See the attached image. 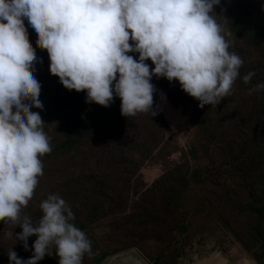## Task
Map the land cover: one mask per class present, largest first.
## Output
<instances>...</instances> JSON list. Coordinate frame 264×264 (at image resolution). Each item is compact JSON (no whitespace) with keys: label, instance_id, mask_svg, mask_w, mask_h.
I'll return each mask as SVG.
<instances>
[{"label":"clouds","instance_id":"1","mask_svg":"<svg viewBox=\"0 0 264 264\" xmlns=\"http://www.w3.org/2000/svg\"><path fill=\"white\" fill-rule=\"evenodd\" d=\"M220 0H0V221L22 231L7 236L32 256L11 249L9 264H38L55 246L58 264H82L91 241L59 195L40 203L34 224L21 215L43 175L39 157L51 152L39 112L41 83L35 49L47 50L49 71L69 91L86 90V103L109 107L121 99L124 117L153 111V77L178 81L199 101L216 106L230 94L243 60L230 52L231 33L212 15ZM132 41L130 43L129 41ZM128 53H138V59ZM151 60L154 68L146 63ZM255 72L243 77L249 83ZM264 90V83L248 90ZM167 96V95H166ZM36 236L29 248L28 239Z\"/></svg>","mask_w":264,"mask_h":264},{"label":"trees","instance_id":"2","mask_svg":"<svg viewBox=\"0 0 264 264\" xmlns=\"http://www.w3.org/2000/svg\"><path fill=\"white\" fill-rule=\"evenodd\" d=\"M214 12L212 15L217 23L232 34L229 39L234 43L229 51L243 60L230 94L220 104L200 108L199 101L185 93L178 81L169 82L163 77H153L151 83L156 88L153 94V111L156 115L138 113L124 117L121 115V99L118 96L109 111L120 119L117 132L121 125L133 124L141 116H148L159 128L163 115L159 111L158 98L160 95H167L196 129L195 139L187 150L192 159L200 160L198 154L201 148L205 154L204 160L210 159V145L215 139H219L213 163H205L201 167L191 165L188 160L172 161V166L165 173L140 190L137 198L131 199L132 209L128 213L125 211L128 198L119 195L114 199L113 195L119 194L127 179V184L134 182L133 168L136 167V162L130 158L132 162L112 163L109 161L114 156L104 157L108 162L101 161L96 165L101 169L100 174L85 169L89 158L77 162L82 168L75 170L76 179L86 183L76 196L68 198L61 192L59 195L74 213L75 226L84 231L91 241V255L86 253L82 264H103L131 244L136 246L151 241L165 246L173 240L177 243L173 263L177 264L178 258L182 256L193 260L191 255L186 254V249L197 246L198 237H201L200 243L214 244L215 250H210V253L217 250L225 253L218 231L210 229L218 227L225 231L227 243L239 244L257 264H264V90L251 95L248 93L250 88L264 83V58L261 57L264 56V0H220V4L214 6ZM27 32L38 58L34 75L41 83L39 99L44 106L43 110L32 108L31 111L39 112L45 122L43 130L50 137L52 149L50 153L39 157L43 175L38 177L32 199L21 212L22 216L26 215L34 224H38L43 215L40 203L49 195H55L52 192L39 197L52 161L62 162L59 158L71 155L73 158L81 157L84 153L79 148L84 134L79 133L78 126L84 124L87 135L95 138L101 120H105L103 117L106 107L86 103L85 91H69L60 83L59 77L50 73L49 67L43 68L45 60H50L47 50L36 46L37 35L34 28ZM129 42L132 43L131 40ZM43 52L46 54L42 55ZM128 55L136 59L139 57L138 53ZM146 63L150 65V69L154 68L151 60ZM253 71L255 75L251 81L244 83L243 77ZM50 86L53 88L50 89ZM87 108L97 115L89 119L83 118ZM72 119L74 120L69 126L64 125ZM113 127L114 124L108 125L111 136H116L117 132H112ZM169 144V134L165 133L157 138L151 151L159 148L166 150ZM141 147L148 149L146 145ZM50 170L62 171L63 168L53 166ZM130 173L131 178H128ZM79 187L80 184L68 189L69 193L76 192ZM194 188L199 189L194 194L199 206L197 210L187 205V197L194 192ZM35 201L38 204L37 211H29ZM198 217L202 219L200 228L195 227L194 223V219ZM108 219L111 220L113 229L104 226L98 233V226ZM129 224L135 226L130 227ZM21 231L19 226L0 221V261H7L9 264L7 254L11 249L18 256L25 255L27 259L32 256L31 250H24L22 242H16L14 236H7L8 232L16 234ZM116 231H122L125 236L121 237ZM36 238L29 237L30 249ZM49 252L50 256H45L38 264H58L55 246ZM148 260L152 262L149 258ZM153 264H159V261L155 260Z\"/></svg>","mask_w":264,"mask_h":264},{"label":"rangeland","instance_id":"3","mask_svg":"<svg viewBox=\"0 0 264 264\" xmlns=\"http://www.w3.org/2000/svg\"><path fill=\"white\" fill-rule=\"evenodd\" d=\"M25 26L28 29L32 28L28 20L24 19ZM43 52L42 55H45ZM264 58V56H261ZM50 65V60H45L43 68H48ZM53 86H50V89ZM86 92V90H85ZM116 96H114V101L109 107H106V112L104 114L103 122L101 120L100 127L95 134V138L86 133V127L84 124L78 126L79 133L84 134L82 139V144L79 151L82 152V156L79 158L61 157L59 158L62 162L52 161L51 167L58 166L63 168L62 171H51L50 168L46 174V181L41 187L39 197L45 196L46 194L54 192L55 195H59V192L65 194L68 198L76 196L80 191L84 183L83 180L76 179V169L82 168V166L76 164L82 161L84 158H89L86 163L85 169L87 171H92L95 174H100L101 169L96 167L98 163L104 161L108 162L107 158L112 157L109 162H136V167L133 168L134 172V182L132 184L124 183V188L119 192V194H114L113 198L116 199L119 195L128 198V203L125 211L131 213L132 203L131 199H135L139 196L140 190L151 185L159 176L166 172L172 165V161L188 160L191 165H203L205 163H213L214 156L217 154L215 151V146H217L220 141L215 139L210 145L211 148V158L204 160L203 148L200 149L198 157L200 160L192 159V157L187 153V150L191 144V141L195 139L196 129L193 127L190 121L182 114V111L178 106L174 105L170 98L166 95H160L158 98L159 111L163 115L160 121L159 128L149 119L148 116H141L136 119L133 124L127 126L121 125L120 131L117 132V127L120 119L116 114L110 113L112 109ZM109 112V113H108ZM97 114L92 113L88 108L83 118H93ZM101 115V114H100ZM72 120H68L64 123L65 126H69ZM109 124H114L112 132H117L116 136L110 134L111 130L108 128ZM165 133L169 134V148L166 150H161L160 148L151 151L153 145L155 144L157 138ZM146 145L148 149H144L141 146ZM198 145V142L197 144ZM130 161V162H132ZM131 165V163H128ZM131 172V171H130ZM131 178V173L128 175ZM80 184L78 190L72 194L69 190L72 187ZM69 189V190H68ZM112 193V190L109 191ZM199 189L194 188V192H191L187 197V205L191 209L197 210L199 206L194 197L195 193H198ZM60 196V195H59ZM76 203V201H72ZM38 209L37 201H35L29 211L36 212ZM202 219L200 217L194 219L195 227L200 228L202 226ZM207 225V224H206ZM109 226L113 229L111 220H104L98 226L96 231L100 233L103 227ZM130 227L135 226L134 224H129ZM107 229V228H106ZM109 229V228H108ZM218 231V237L224 243V248L226 252L223 253L221 250H217L214 253H210V250H215V246L211 242L200 243L201 237H198V245L191 246L186 249V254L191 255L192 258L180 257L177 260V264H200L208 259L212 258L211 263L216 260H220L221 264H257L256 261L248 255L239 244H229L227 243V238L225 231L218 228H210ZM121 237L125 236L122 231H116ZM216 240H212L215 242ZM104 244V243H102ZM125 249L112 257H129L131 262L137 264H153L155 260L159 261V264H174L173 261L176 257V246L177 243L173 240L167 245H159L154 242H144L142 245H136ZM124 248V247H118ZM165 255L164 258H156V256ZM23 259H27L25 255L19 256ZM152 260L150 262L148 260ZM0 264H8L7 261H0Z\"/></svg>","mask_w":264,"mask_h":264},{"label":"crops","instance_id":"4","mask_svg":"<svg viewBox=\"0 0 264 264\" xmlns=\"http://www.w3.org/2000/svg\"><path fill=\"white\" fill-rule=\"evenodd\" d=\"M208 264H212L211 260L208 259ZM103 264H137L131 262L129 257H110ZM140 264V263H139ZM213 264H221L220 260H216Z\"/></svg>","mask_w":264,"mask_h":264},{"label":"bare ground","instance_id":"5","mask_svg":"<svg viewBox=\"0 0 264 264\" xmlns=\"http://www.w3.org/2000/svg\"><path fill=\"white\" fill-rule=\"evenodd\" d=\"M211 261H212V258L210 259ZM200 264H208V261H204V262H202V263H200ZM213 264V263H212Z\"/></svg>","mask_w":264,"mask_h":264}]
</instances>
